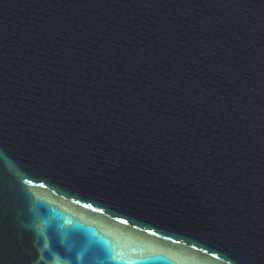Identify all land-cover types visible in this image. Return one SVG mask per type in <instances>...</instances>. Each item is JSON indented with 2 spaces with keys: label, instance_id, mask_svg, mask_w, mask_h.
<instances>
[{
  "label": "water",
  "instance_id": "water-1",
  "mask_svg": "<svg viewBox=\"0 0 264 264\" xmlns=\"http://www.w3.org/2000/svg\"><path fill=\"white\" fill-rule=\"evenodd\" d=\"M0 264H264V0H0Z\"/></svg>",
  "mask_w": 264,
  "mask_h": 264
}]
</instances>
